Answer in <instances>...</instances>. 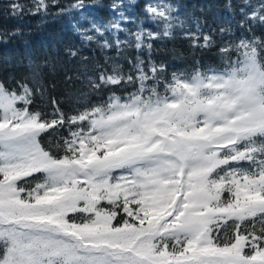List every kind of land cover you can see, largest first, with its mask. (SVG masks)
<instances>
[{
  "label": "snow or ice",
  "instance_id": "snow-or-ice-1",
  "mask_svg": "<svg viewBox=\"0 0 264 264\" xmlns=\"http://www.w3.org/2000/svg\"><path fill=\"white\" fill-rule=\"evenodd\" d=\"M56 6L36 0L28 11ZM130 6L118 0L109 20L77 29L125 60L135 50L130 71L108 57L87 77L89 93L113 91L106 100L69 115L52 98L46 112L32 107L46 94L38 73L19 91L0 82V264H264V38L221 47V69L168 79L151 53L183 26L178 9L145 5L149 31ZM7 7L25 12L17 0ZM239 11L241 28L264 29V0ZM185 36L214 45L199 21ZM50 137L55 151L42 145Z\"/></svg>",
  "mask_w": 264,
  "mask_h": 264
},
{
  "label": "trees",
  "instance_id": "trees-1",
  "mask_svg": "<svg viewBox=\"0 0 264 264\" xmlns=\"http://www.w3.org/2000/svg\"><path fill=\"white\" fill-rule=\"evenodd\" d=\"M25 5L22 15H13L7 7L11 0H0V82L9 88L19 91L20 83L32 86L33 73L39 74L41 83L46 88L44 98L38 94L32 107L36 110L50 112V99L58 101L66 114H74L76 109L85 104H95L106 100L113 94L112 90L103 89L99 93H89L87 77H95V68L104 65L108 57L117 59L122 70L130 71L128 61L132 60L134 49H127L123 57L117 56L112 49L101 50L95 44L83 42L77 29H90L94 22L107 21L112 16L111 6L118 0H84L86 8L80 12L69 10L75 0H57L61 7H53L49 14H31L36 0H17ZM158 0H124L130 4L127 13L140 18L146 30L152 31L156 26L143 20L144 6L157 3ZM178 9L183 26L175 29L171 38H163L154 42L151 60L157 65H164L165 77L170 79L173 73L201 71L208 67L221 69L227 60L219 49L224 45L236 43L244 37L256 36L264 38V29L253 26L251 31L241 28L239 8L249 3L256 5L259 0H163ZM229 5H232L229 7ZM34 11V9H33ZM206 35H211L214 45L211 48H193L186 38L187 31H195L196 22ZM230 31L221 32V29ZM123 38V34H121ZM79 49L76 58L69 59L68 48ZM86 58V59H85ZM142 58H147V53ZM235 60L236 57L232 56ZM71 77V79H69ZM134 89L116 88V95H127ZM85 94L82 96L81 94ZM59 137L42 138V145L52 146Z\"/></svg>",
  "mask_w": 264,
  "mask_h": 264
}]
</instances>
